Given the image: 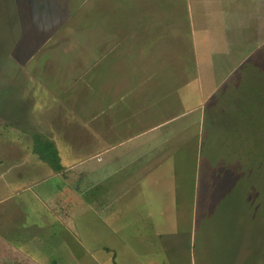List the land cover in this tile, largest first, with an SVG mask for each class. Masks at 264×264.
<instances>
[{
    "label": "rangeland",
    "instance_id": "rangeland-1",
    "mask_svg": "<svg viewBox=\"0 0 264 264\" xmlns=\"http://www.w3.org/2000/svg\"><path fill=\"white\" fill-rule=\"evenodd\" d=\"M138 1L0 0V117L7 120L5 99L8 92L15 94L14 79L20 82L16 90L21 94L24 90L23 73L11 67L22 68L28 59L30 48L19 44L25 35L23 11L32 8L33 16L38 14L39 24L30 25V30L36 28L43 33L39 38H48L42 46L45 39L38 42L37 49L71 45V58L77 62L79 55L98 50L91 40L93 17H107L110 24L117 19L124 25L126 19L136 22L149 11L139 8ZM128 2L126 9H114ZM98 4L108 9L103 10L105 15L92 9ZM177 6H170L174 19L179 17ZM246 16L251 27L253 18ZM198 27L187 15L186 24L182 21L175 28L180 39L177 50L186 53L193 44L189 52L199 69L193 72L198 78L194 82L203 89L197 95L199 102L192 104L188 136L192 147L186 148L190 167L184 182L178 180L171 186L176 191L183 189L179 195L175 192L177 200L165 201V188L159 184L158 200L155 204L147 200L144 205L155 213L154 220L143 227V221L150 218L141 216L135 199L114 207L113 202L95 201L90 177L79 181L72 172L65 184L60 175L47 177L40 169L35 178L22 179L21 174L38 170L39 161L30 151L32 138L26 132L22 137L15 135L18 144L10 141L9 134L15 132L10 133L7 121L0 120V264H264V45L238 66L222 64L209 80V68L201 58L202 42L193 53L196 42L190 32ZM204 43L211 47L205 49L208 58L226 47L219 40ZM14 55L22 62H14ZM65 61L57 73L49 70L52 65L48 63L49 78L79 69L68 67ZM26 108L28 122L23 128L29 131L30 111L36 107ZM13 176L17 182L9 183Z\"/></svg>",
    "mask_w": 264,
    "mask_h": 264
},
{
    "label": "crops",
    "instance_id": "crops-1",
    "mask_svg": "<svg viewBox=\"0 0 264 264\" xmlns=\"http://www.w3.org/2000/svg\"><path fill=\"white\" fill-rule=\"evenodd\" d=\"M180 1L139 0L138 7H148L149 11L137 17L136 22L124 20L126 25L118 19L110 24L107 17L94 16L91 40L98 50H93L92 55L90 51L79 55L77 62L71 58V45L37 49L38 42L45 39L42 46L48 38H39L43 33L36 28L30 30V25L39 24L38 14L34 17L32 8L23 11L25 35L19 44L25 50L30 48L28 59L22 68L11 67L23 73L24 90L23 94L16 90L20 82L14 79L15 94L10 91L5 99L7 120L2 117L0 120L7 121L10 133L15 132L8 138L17 144L15 135L22 137L26 132L32 144L34 135L50 141L57 151L61 169L53 170L31 149L39 161L36 166L39 171L21 174L22 179L35 178L40 169L46 171L47 177L60 175L65 184L69 183L67 179L72 172L77 173L79 181L81 177L83 182L90 177L88 184L92 186L91 196L95 201L113 202L111 207H114L120 201L135 199L136 209L143 211L141 216L150 218L143 221V227L152 224L155 213L145 210L144 205L147 200L154 204L158 200L159 184L165 188V201L177 200L175 192L179 195L183 189L176 191L172 187L178 180L180 184L184 182L185 170L190 167L186 155L190 152L186 148L192 147L188 137L192 104L199 102L197 95L203 90L201 83L194 82L193 72L199 69L189 52L193 44L186 53L182 48L177 50L176 41H180L175 33L177 23L186 24L187 15L197 22L198 29L190 32L196 42L193 53L198 52V43L202 42L204 52L200 53L209 68L206 72L209 80L222 64L238 66L264 45V0H184L183 4ZM173 4L178 5L177 19L170 7ZM129 5V2L118 3L114 9H126ZM92 9L103 15L106 14L103 10H108L102 4ZM97 12L91 14L98 16ZM246 15L253 18L252 28L248 27ZM211 40L223 41L226 47L208 58L205 49L211 47L204 42ZM16 56H12L13 61L22 62ZM63 60L68 67L79 66V69L49 78L48 71L60 70L58 67H64ZM49 62L52 68L48 70ZM86 67L84 72L80 71ZM39 94L40 97L33 98ZM30 105L36 108L30 111L27 131L23 128L28 122L24 111ZM13 177V181L8 179L9 183L17 182ZM171 196L175 198L170 200Z\"/></svg>",
    "mask_w": 264,
    "mask_h": 264
},
{
    "label": "trees",
    "instance_id": "trees-1",
    "mask_svg": "<svg viewBox=\"0 0 264 264\" xmlns=\"http://www.w3.org/2000/svg\"><path fill=\"white\" fill-rule=\"evenodd\" d=\"M32 150L37 153L39 158L47 162L53 170L57 171L61 169L57 151L50 141L42 139L39 135H34ZM50 264L56 263L52 261Z\"/></svg>",
    "mask_w": 264,
    "mask_h": 264
}]
</instances>
